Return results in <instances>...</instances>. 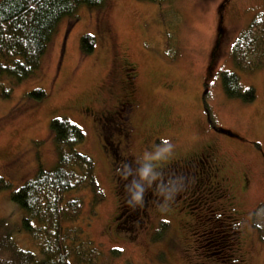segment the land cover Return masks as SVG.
<instances>
[{
	"label": "rangeland",
	"instance_id": "rangeland-1",
	"mask_svg": "<svg viewBox=\"0 0 264 264\" xmlns=\"http://www.w3.org/2000/svg\"><path fill=\"white\" fill-rule=\"evenodd\" d=\"M263 12L264 0H173L162 9L149 0H105L100 9L82 6L75 19H63L37 73L21 83L0 79V177L11 184L0 192V219L22 224L24 211L12 195L41 167H57L51 122L67 119L85 133L79 149L94 159L104 192L95 214L90 212L91 190L70 195L84 201L85 213L77 223L85 224L89 239L103 250V262L218 264L214 255L206 258L210 228H225L213 222V215L231 213L240 222L234 253L240 264H264V67L241 71L233 51ZM84 35L95 37L91 54L82 52ZM126 65L136 69L130 75L138 77L133 94L139 107L124 124L123 131L132 129L135 136L128 147L122 145L115 169L114 159L102 151L100 125L91 115L113 108L125 94ZM224 72L237 73L256 99L230 98L223 88ZM4 89L9 97L3 96ZM42 89V99L31 96ZM114 129L109 124L104 134L116 150L111 136L120 129ZM165 141L173 145L166 162L208 151L223 164L226 182L217 186L207 177L183 189L178 180L175 195L165 202H157L161 195L154 191V203L144 215L117 222L120 207L129 208L125 176L130 169L119 167L121 159L133 155L131 163L139 168L149 161L144 153H154ZM192 175L186 173L183 181ZM159 190L167 195V188ZM136 223L143 227L134 232L115 228ZM164 223L168 226L162 232ZM14 239L22 249L39 252L25 232ZM114 248L123 249L115 258L110 255Z\"/></svg>",
	"mask_w": 264,
	"mask_h": 264
},
{
	"label": "trees",
	"instance_id": "trees-1",
	"mask_svg": "<svg viewBox=\"0 0 264 264\" xmlns=\"http://www.w3.org/2000/svg\"><path fill=\"white\" fill-rule=\"evenodd\" d=\"M149 1L162 9L173 0ZM104 4L105 0H0V79L8 77L15 83L29 79L40 69L61 21L75 19L82 6L100 9ZM247 29L233 47L234 61L241 71H255L264 67V12L256 15ZM81 47L84 54L93 53L95 37L84 35ZM222 82L230 98L245 102L256 99L255 90H244L237 73L224 72ZM0 86L4 88L2 83ZM2 94L10 96L6 89ZM31 96L42 99L46 92L34 90ZM51 132L58 155L57 167L53 170L41 167L33 179L13 193L12 200L24 214L18 226L0 219V264H110L103 262L104 252L89 239L85 224L77 223L85 213L82 197L70 196L85 188L91 190L93 214L105 197L98 184L94 159L79 149L86 135L78 124L60 118L51 122ZM10 187L0 177V192ZM145 206L144 200L143 207L137 206L135 210L124 207V219L133 221ZM215 215L217 220L213 222L225 228H210L208 254L214 255L220 264H240L234 254L240 222L231 213ZM162 225L163 232L168 225ZM22 232L37 245L38 253L22 249L15 241L14 236ZM120 254L116 248L110 252L114 258Z\"/></svg>",
	"mask_w": 264,
	"mask_h": 264
},
{
	"label": "flooded vegetation",
	"instance_id": "flooded-vegetation-1",
	"mask_svg": "<svg viewBox=\"0 0 264 264\" xmlns=\"http://www.w3.org/2000/svg\"><path fill=\"white\" fill-rule=\"evenodd\" d=\"M127 65L129 64L127 63ZM124 71H125V76H127V80H126V85L122 87V90L125 91V94L122 93L123 95L118 97L117 104L113 108H110L108 110L101 109L99 110L100 112L92 111V115H91L94 119V122H96L97 124L99 123L100 125V130H101L100 143H101L102 151L103 153H105L106 158H108L111 161L114 159V161L111 164H113V167L115 169L118 168L117 166L118 160H119L118 158L120 155V150H122L121 149L122 145L127 144L126 147H128L130 145L129 143L132 142L133 136H135V133L133 132L131 128H130L131 131H127V130H125L126 132L123 131V129L126 128L124 124H128L127 121L129 120L131 113L138 110V107H139V100H137L133 94L135 91L133 86L135 83H137L138 77L136 75L134 76L130 75L131 73L136 72V69L133 67L127 66L125 67ZM112 123L115 129H120L119 132L114 129L116 132L113 133V135L111 136L112 138L114 137L116 140L115 142L117 143V146H118L117 147L118 149L116 150L110 147L111 143L108 141V139L105 137V134H104L105 128H107L109 124L112 125ZM123 158H124V155H123ZM132 158H133V155L131 156V158L129 156H126L125 159H121L123 160V164H121L119 167L121 168V166H123L125 167V170L127 168V171H126L127 173H129L128 172V168H129L130 169L129 175L133 174V177L135 176L138 179V176H136V173L142 166H137L139 168H136V166H134L133 163H131ZM148 163L153 164L154 166L156 165L155 161H148ZM222 168H223V164L220 162V160L216 158L214 155H212L211 153H209L208 151H206L205 153L204 152L195 153L181 160L176 159L173 162H163L160 164L159 168L157 169L158 174L160 175V178L152 185L151 187L152 189L149 188L148 192L146 191L145 193L146 194L145 205L147 207L149 204L154 203V200H155L153 198L154 191L155 193L160 194L161 197L163 196V193H161V191L159 190V187H161V189H163L164 187L167 188L168 192H167V195L162 198L156 195V197H158L157 202H160V201L165 202V200L175 195L174 185L176 182H178V180H179V184H178L179 188H183V189L189 188L190 181H192V183L197 182L199 186L203 182V178H207V177L211 178V180L216 181L215 184L218 186V184H222L223 182H226L225 176L222 175L223 173ZM192 171H194V175L190 177L189 182L183 181L185 174L186 173L192 174ZM129 175L127 176L128 180L126 179L125 181L128 184L133 179V177L132 179H130ZM162 176L163 178H161ZM167 177L170 178L169 183L166 181ZM117 181H120L119 177L117 178ZM217 186L215 187V191L219 192V188ZM121 205H122V202H121ZM124 207L125 206L123 204V206L120 207V211L115 216V220H118L117 222H120V223L124 222L123 216L125 213L124 212L122 213ZM145 210L146 208H144V210L140 213L144 215ZM216 216L213 215V221L217 220ZM142 227H143L142 223L134 224L133 228H128V227L122 228L118 226V224L115 226L116 229L120 228V230L124 229V231L130 230L132 232ZM208 257L210 259L211 255L209 254L206 255V258Z\"/></svg>",
	"mask_w": 264,
	"mask_h": 264
},
{
	"label": "clouds",
	"instance_id": "clouds-1",
	"mask_svg": "<svg viewBox=\"0 0 264 264\" xmlns=\"http://www.w3.org/2000/svg\"><path fill=\"white\" fill-rule=\"evenodd\" d=\"M173 153V145L170 142H163L159 149L154 153H144V159L155 161L156 165L145 163L138 170L136 176L126 185V190L129 195L128 205L135 210L137 206L143 207L146 191L160 178L157 169L160 164L168 161ZM127 179V176H125Z\"/></svg>",
	"mask_w": 264,
	"mask_h": 264
},
{
	"label": "snow or ice",
	"instance_id": "snow-or-ice-1",
	"mask_svg": "<svg viewBox=\"0 0 264 264\" xmlns=\"http://www.w3.org/2000/svg\"><path fill=\"white\" fill-rule=\"evenodd\" d=\"M121 251H123V249H121Z\"/></svg>",
	"mask_w": 264,
	"mask_h": 264
}]
</instances>
